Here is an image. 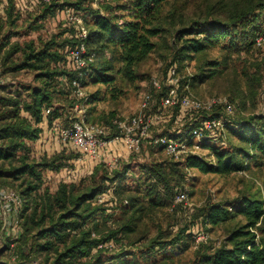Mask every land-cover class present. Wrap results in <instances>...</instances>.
Segmentation results:
<instances>
[{
  "label": "trees",
  "instance_id": "1",
  "mask_svg": "<svg viewBox=\"0 0 264 264\" xmlns=\"http://www.w3.org/2000/svg\"><path fill=\"white\" fill-rule=\"evenodd\" d=\"M4 1L7 5L4 9L5 15L0 17V69L3 73L29 70L35 74V79L41 82V86L25 88L27 98L19 93L9 97L0 95V186L16 188L25 199L21 214V249L25 244L32 253L35 250L45 253L47 258L43 264H51L48 256L50 253H54L52 264H81L82 261L93 259L98 252L110 249L99 247L100 244L111 241L115 245L119 234L127 236L134 233L136 220L141 219V215L137 218V214L143 210V206L136 207L133 197L123 199V205L133 203L135 208L125 211L127 216L122 218L117 227L114 226L104 233L99 232L96 230L99 224L94 223L95 215L99 211H107L99 197L117 193L118 181L123 176L118 166L111 169L105 163L99 162L93 172L80 182L61 183L52 192L45 186V171L59 170L78 156L63 153L44 157L40 161L31 156L30 142L39 138V124L45 114L50 122L64 117L61 108L55 106V93H64L68 98L71 97L72 103L76 99H84L73 94L72 79L76 75L70 66L68 50L77 43V28L64 22V11L71 8L75 13L84 16L85 24H88L89 15L93 17L88 24L87 43L89 49L97 53V58L87 75L82 78V84L87 86V80L91 77L93 83H101L107 87L105 94L109 92L110 98H117L121 92L116 85L117 76L132 81L138 65L156 50L158 42L155 38L171 31L169 24L175 26L163 16L164 6L170 0H127L118 4L116 11L106 7L105 13L102 10L85 8L82 0L69 4H59L56 0H25L26 6L22 5L23 0ZM2 2L0 0V5ZM219 3L216 16L190 19V22L183 23L175 31L172 30L174 35L171 44V67L175 66L177 72L184 58L203 55L196 79L206 81L216 77L223 67L222 61L206 56L210 48L223 40H228L230 46H237L240 41L248 49L258 45L257 38L264 35V0H220ZM29 5L42 9L35 22L59 15L64 27L61 35L40 41V46H36L34 40L12 43L9 36L4 35L5 27L13 26L22 12L29 9ZM168 15L171 21L172 18L175 19V12ZM107 49H112L116 55L120 65L118 69L108 59L95 67L99 54H105ZM16 55L18 56L15 57ZM154 88L161 90L156 94L155 100L156 104L160 102L158 107L164 109L161 99L167 94V87ZM100 94V90L92 93L90 104L102 99ZM154 104H149L146 109L148 113H154L157 107ZM170 108H174L175 117L179 114L184 118L190 117L192 125L184 126L183 134L180 135L181 138L191 140L193 115L178 104ZM47 109H51L48 114ZM110 125L113 126L112 123ZM226 128L238 135L245 146L238 145L229 150L223 144L215 143L216 140L204 139L201 144L208 143L204 146L215 156L216 163L195 154H188L182 157L187 168H197L205 173L246 172L251 165L264 157V114L237 118L227 122ZM126 173L125 170L124 174ZM153 177L152 186L160 195L170 199L171 208L185 205L175 203V194L186 188L171 186L168 175L162 169L154 171L151 178ZM153 206L156 203L153 202ZM197 216L203 218L205 225L212 227L233 221L227 229L225 240L217 246L207 247L209 238L197 243L193 234L188 233L189 227H183L170 240H153L152 249L177 248L181 241L189 237L196 250H199L197 264H264V200L258 194H242L232 202L209 203L200 209ZM31 240L33 244H30ZM30 257V253L25 255L23 252L21 255L26 261H31Z\"/></svg>",
  "mask_w": 264,
  "mask_h": 264
},
{
  "label": "rangeland",
  "instance_id": "2",
  "mask_svg": "<svg viewBox=\"0 0 264 264\" xmlns=\"http://www.w3.org/2000/svg\"><path fill=\"white\" fill-rule=\"evenodd\" d=\"M126 1L82 0L85 8L102 10V13H105L106 7L116 11V6ZM219 1L170 0L167 2L163 9V16L168 18L167 20L175 26L169 24L171 31L155 38L158 42L156 50L138 65L135 78L132 81L117 76L116 85L118 90H121L117 98H110L109 92L105 94L108 91L107 87L101 83H93L91 77L88 78L87 86H85L86 98L74 100L80 103H72L71 97L68 98L64 93H55V106L61 108L65 118L68 120H70V117L78 118L77 106H84L89 123L108 127V129L112 128L110 123L116 118L125 119L143 113V102L146 98L149 99L150 104L155 103L153 106L157 105L155 110H152L154 113H151L156 115L151 132L153 140L144 141L138 152L125 153L119 159L117 165L123 176L118 181L117 193H114L115 195H105L100 202L107 211L102 210L95 215L94 223L99 224L96 228L99 232L104 233L114 226L117 227L122 218L127 216L125 211L135 208L132 206L133 203L123 205L122 200L133 197L136 207L143 206V210L137 214V218L141 215V219L136 220V231L127 236L119 234V239H116L113 250L104 249L94 255L93 259L82 261L81 264L83 262H86L85 264L88 262H91V264H197V252L199 250H196L194 242L190 241L189 237L181 241L177 248H167L165 250H158V247H156L154 251L151 243L157 239L161 241L170 240L181 228L189 227L188 233L200 232L209 235L207 247L217 246L227 237V229L233 221L225 222L216 227L205 225L203 218L197 216L201 208L209 203L232 202L240 195L248 193L258 194L264 200V157L251 165L246 172L205 173L197 168H187L182 157L176 158L167 155L155 143V139L163 134L181 137L180 134L183 132L184 126L192 125L189 116L184 118L179 114L175 117L174 108L162 109V107H158L160 102L156 104L155 100L156 94L158 95L161 91L154 88L156 83L163 86V88L167 87V93L171 89L169 71L173 58L171 44L174 34L172 33L183 23L190 22V19L199 20L206 16H216ZM24 2L25 0H23L22 5H25ZM56 2L69 4L76 3L78 0H56ZM37 7L29 5V9L22 12V15L13 26L8 25L5 27L4 35L9 36L12 43H24L34 40L36 46H40L42 42L49 40L52 36L61 35L64 27L60 22V16L58 15L56 18L48 17L35 22L36 17L42 13L41 7ZM172 11L175 12V19L172 18L171 21L168 14ZM82 17L84 18V16ZM92 18L91 15L87 17L88 24L92 22ZM84 22L86 23L85 18ZM88 24L86 26L89 28ZM262 29L264 31V23ZM262 38V45H257L253 49H248L240 41L237 46H230L228 40H223L210 48L206 56L210 59L222 61L223 67L216 77L206 81L196 79L198 66L204 56L184 58L180 62L177 72L178 83L175 87L177 92L179 94L192 93L205 102L221 96H228L235 105L233 114L226 113L222 106H215L202 114L204 116H222L227 122L240 117L264 114V35ZM107 59L112 60V64L118 69L120 65L112 49L105 50L103 55L99 54L95 67H99ZM1 74L3 76L0 77V95L5 97L19 93L27 98L25 88L41 86V82L36 80L35 74L29 70L2 72ZM16 89L19 91L16 92ZM97 90L101 91L100 96L103 97L90 104V95ZM218 138L214 142L218 145L223 144L224 146H222L226 149L230 148L229 150L238 145L245 146L244 143H241L238 135L230 132L228 128H225L221 133V137L219 135ZM205 144L208 143L200 144L196 152L192 154L216 163L215 156L212 155L209 148L204 146ZM158 169L166 172L171 186L186 188L189 193L188 205L171 208L170 199L160 195L156 188L152 186L154 177L151 178V176ZM125 170L126 174H124ZM47 182L49 185L45 186H48L54 192L58 186V177L49 174V178L46 176ZM15 191H17L16 188ZM153 202L156 203V206H153ZM3 212L4 208L1 207L0 217H3ZM129 215L130 213H128ZM17 218L19 219L10 220V216L5 214L6 228L0 227V263H45L47 258L45 253L37 250L32 253L25 244L22 245L23 249L20 248L21 240L20 238L17 239L14 234L19 227H22V223L19 222L20 216L17 215ZM1 220L0 218V225L2 223L4 225ZM30 244H33V240L30 241ZM23 252H25V255L30 253L31 261L21 258ZM53 254L48 255L51 258L49 260L51 264L53 263Z\"/></svg>",
  "mask_w": 264,
  "mask_h": 264
},
{
  "label": "built area",
  "instance_id": "3",
  "mask_svg": "<svg viewBox=\"0 0 264 264\" xmlns=\"http://www.w3.org/2000/svg\"><path fill=\"white\" fill-rule=\"evenodd\" d=\"M50 1V0H39ZM64 22L73 24L77 28V43L68 50L70 58V66L75 72V77L72 79L73 94L78 98H86L85 86L82 84V78L87 75L92 63L97 58V53L89 49L87 39L89 36V28L84 22V18L75 13L71 8H66L64 11ZM263 38H257V44L262 45ZM169 81L171 89L162 97L161 105L164 108L174 107L177 104L183 109L190 112L193 125L192 139L175 138L167 134H163L155 139V143L161 145L166 154L180 158L188 154L196 152L204 139L216 140L221 137V133L225 130L227 121L222 116L217 115H202L203 112L213 109L215 106H222L228 114H233L235 105L228 96H221L208 100L203 99L192 93L179 94L176 85L178 83L177 70L173 66L169 72ZM157 87L160 84L156 83ZM150 101L148 98L143 102L144 112L133 115L128 118L113 120L112 128L114 135L111 136L110 130L98 124L89 123L87 120L86 108L77 106L79 111L78 118L70 117L68 122L56 121V129L60 141L64 144L72 145L81 152V159L84 157L90 158L97 163H105L106 166L113 169L116 168L117 162L120 159V154L113 148L115 145H123L126 153L138 152L145 140H153L151 135L154 126L156 115L148 113L146 109L149 107ZM51 109H47L48 114ZM105 194L99 197L102 201ZM2 198L8 202L15 201L22 203L21 195L15 190H8L3 193ZM175 203L189 204V194L186 190H178L175 194ZM193 237L197 243L206 241L209 238L208 234L193 232ZM99 247L114 248L113 242H106Z\"/></svg>",
  "mask_w": 264,
  "mask_h": 264
},
{
  "label": "crops",
  "instance_id": "4",
  "mask_svg": "<svg viewBox=\"0 0 264 264\" xmlns=\"http://www.w3.org/2000/svg\"><path fill=\"white\" fill-rule=\"evenodd\" d=\"M17 3L16 5L18 7L19 5ZM6 5H7L6 2L3 0V2L0 5V17L5 15L4 9L6 8L5 7ZM1 76L3 75L0 73V77ZM76 103H80V102H76ZM58 120H61L62 122L69 121L65 117L59 118L56 121ZM56 121L50 122L47 115L45 114L43 121L39 124V126L41 127L40 136L37 140L30 142V145L32 148V151H31L32 158L39 160V161L42 160L44 157H51L56 154L59 155L63 153L65 154L72 153L78 156L70 160L67 166L62 167L59 170L47 169L45 171V177L48 176L49 178V174H51L52 176L58 177L59 182L57 183L58 185L56 188L57 190L61 183L80 182L81 179L89 176L93 172L94 167L98 163L87 157H84L83 159H81V154H80L81 152H79L72 145L62 143L58 137L57 129L55 127ZM110 132H111V136H113L114 130H110ZM113 148H116V150L119 152L121 157H123L126 153V150L123 147V145H118V146L115 145ZM45 185H49L48 182L46 183V178H45ZM8 190H15V189L11 187L0 186V208L1 207L4 208V212L2 213L3 217H0L2 219L1 223L4 222V225L3 223L0 225L1 228L2 227L6 228L5 221H4L5 214H8L10 216V220L12 219L18 220L19 218L16 219V216L19 215L20 216L19 222L22 223L21 214L24 211V207H25V199H23L22 196H21L23 200L22 203H17L15 201L8 202L4 200L2 198V195L4 192ZM51 191L53 192V190ZM14 234L17 239L21 238L23 235V225L22 227H19L15 231Z\"/></svg>",
  "mask_w": 264,
  "mask_h": 264
}]
</instances>
